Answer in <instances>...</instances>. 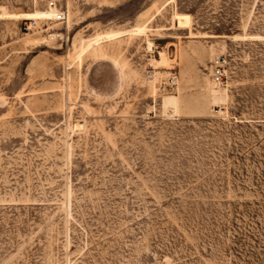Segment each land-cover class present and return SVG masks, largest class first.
<instances>
[{
    "label": "rangeland",
    "instance_id": "obj_1",
    "mask_svg": "<svg viewBox=\"0 0 264 264\" xmlns=\"http://www.w3.org/2000/svg\"><path fill=\"white\" fill-rule=\"evenodd\" d=\"M61 2L0 19V264H264V0Z\"/></svg>",
    "mask_w": 264,
    "mask_h": 264
},
{
    "label": "built area",
    "instance_id": "obj_2",
    "mask_svg": "<svg viewBox=\"0 0 264 264\" xmlns=\"http://www.w3.org/2000/svg\"><path fill=\"white\" fill-rule=\"evenodd\" d=\"M37 2L42 4L44 9L53 10V16L51 18L21 19L19 24L21 33L38 32L45 29L50 21L64 22L66 20L67 11L61 0H37ZM224 62L225 59L222 56L215 58L213 61L210 77L215 84H222L225 79ZM166 83L168 86L172 85L174 78L169 77Z\"/></svg>",
    "mask_w": 264,
    "mask_h": 264
},
{
    "label": "bare ground",
    "instance_id": "obj_3",
    "mask_svg": "<svg viewBox=\"0 0 264 264\" xmlns=\"http://www.w3.org/2000/svg\"><path fill=\"white\" fill-rule=\"evenodd\" d=\"M52 16H53V10H48V9L32 10L29 12H8V11L0 12V19L17 20V19H29V18H51Z\"/></svg>",
    "mask_w": 264,
    "mask_h": 264
}]
</instances>
